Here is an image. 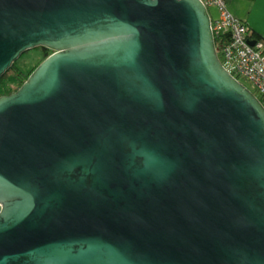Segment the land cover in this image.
<instances>
[{
    "label": "water",
    "instance_id": "95a60500",
    "mask_svg": "<svg viewBox=\"0 0 264 264\" xmlns=\"http://www.w3.org/2000/svg\"><path fill=\"white\" fill-rule=\"evenodd\" d=\"M36 47L0 97V264H264V103L202 0H0V81Z\"/></svg>",
    "mask_w": 264,
    "mask_h": 264
},
{
    "label": "built area",
    "instance_id": "2783aa9c",
    "mask_svg": "<svg viewBox=\"0 0 264 264\" xmlns=\"http://www.w3.org/2000/svg\"><path fill=\"white\" fill-rule=\"evenodd\" d=\"M208 8L220 59L226 68L251 81L264 103V40L253 38L248 24L229 9L228 0H202ZM210 7L217 8L213 17ZM256 40L255 45L250 40Z\"/></svg>",
    "mask_w": 264,
    "mask_h": 264
},
{
    "label": "crops",
    "instance_id": "0c3cea01",
    "mask_svg": "<svg viewBox=\"0 0 264 264\" xmlns=\"http://www.w3.org/2000/svg\"><path fill=\"white\" fill-rule=\"evenodd\" d=\"M228 6L248 24L253 38L264 40V0H228Z\"/></svg>",
    "mask_w": 264,
    "mask_h": 264
},
{
    "label": "trees",
    "instance_id": "16d2710c",
    "mask_svg": "<svg viewBox=\"0 0 264 264\" xmlns=\"http://www.w3.org/2000/svg\"><path fill=\"white\" fill-rule=\"evenodd\" d=\"M255 34L256 33H254V35ZM216 43L219 44L218 38H216ZM41 49H44L45 52L50 51V49H48V48H42L41 47ZM50 54L51 53H48L47 56ZM39 64H37L35 67L31 68L30 70H25V69L21 68L18 65V63L16 62L15 65L12 66V68H10L7 71L5 76L0 81V97L4 96V95H10V94L16 92L28 80L29 76L32 74V72L36 69V67ZM257 95L259 96V98L263 102L262 96L259 94H257Z\"/></svg>",
    "mask_w": 264,
    "mask_h": 264
},
{
    "label": "rangeland",
    "instance_id": "374dc122",
    "mask_svg": "<svg viewBox=\"0 0 264 264\" xmlns=\"http://www.w3.org/2000/svg\"><path fill=\"white\" fill-rule=\"evenodd\" d=\"M210 12L212 13L213 17L216 18L218 15L217 8L215 7H210ZM48 53H52L53 50L47 51ZM47 52H45L44 49L39 48H34L29 50L28 52H25L22 57L17 61L18 65L25 69V70H30L31 68L35 67L37 64L42 62L44 58L47 56ZM240 81L245 84L247 87H249L253 92L258 94L257 89L255 88L254 84L249 81L247 78L243 76H239Z\"/></svg>",
    "mask_w": 264,
    "mask_h": 264
}]
</instances>
